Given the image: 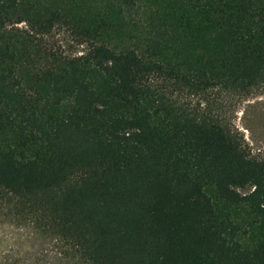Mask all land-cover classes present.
Masks as SVG:
<instances>
[{
    "label": "trees",
    "instance_id": "1",
    "mask_svg": "<svg viewBox=\"0 0 264 264\" xmlns=\"http://www.w3.org/2000/svg\"><path fill=\"white\" fill-rule=\"evenodd\" d=\"M255 90L264 0H0V218L72 264H264V159L178 97Z\"/></svg>",
    "mask_w": 264,
    "mask_h": 264
},
{
    "label": "rangeland",
    "instance_id": "2",
    "mask_svg": "<svg viewBox=\"0 0 264 264\" xmlns=\"http://www.w3.org/2000/svg\"><path fill=\"white\" fill-rule=\"evenodd\" d=\"M53 40L66 52L80 53L83 45L69 31L55 29ZM179 100L218 114L243 136L250 154L264 159V91L248 94L212 91L205 97L185 93ZM0 264H72L58 238L47 236L29 223L0 218Z\"/></svg>",
    "mask_w": 264,
    "mask_h": 264
}]
</instances>
